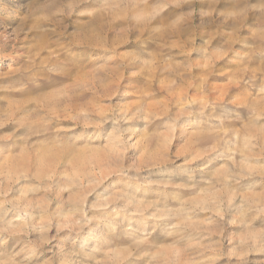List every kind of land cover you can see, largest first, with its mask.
<instances>
[{"label": "rangeland", "instance_id": "1", "mask_svg": "<svg viewBox=\"0 0 264 264\" xmlns=\"http://www.w3.org/2000/svg\"><path fill=\"white\" fill-rule=\"evenodd\" d=\"M0 57V264H264V0H0Z\"/></svg>", "mask_w": 264, "mask_h": 264}, {"label": "bare ground", "instance_id": "2", "mask_svg": "<svg viewBox=\"0 0 264 264\" xmlns=\"http://www.w3.org/2000/svg\"><path fill=\"white\" fill-rule=\"evenodd\" d=\"M1 58V57H0ZM8 58V55L7 54H5L4 56H3V58L2 59H7Z\"/></svg>", "mask_w": 264, "mask_h": 264}]
</instances>
